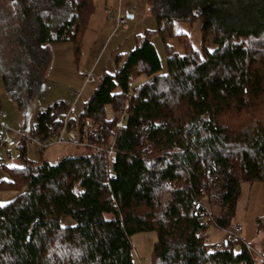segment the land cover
<instances>
[{"label": "trees", "instance_id": "1", "mask_svg": "<svg viewBox=\"0 0 264 264\" xmlns=\"http://www.w3.org/2000/svg\"><path fill=\"white\" fill-rule=\"evenodd\" d=\"M148 2L166 69L149 34L139 35L77 116L55 101L25 130L51 142L66 126L105 150L74 144L84 150L31 162L22 136L20 164L0 161L10 174L0 188L19 191L0 203V264H135L131 238L141 231L157 233L149 264H264L242 234H204L212 220L232 225L243 182L264 183V0ZM94 9V0H0L1 80L19 109L43 86L49 44L78 52ZM196 19L201 48L179 32L184 50H173V22Z\"/></svg>", "mask_w": 264, "mask_h": 264}, {"label": "rangeland", "instance_id": "2", "mask_svg": "<svg viewBox=\"0 0 264 264\" xmlns=\"http://www.w3.org/2000/svg\"><path fill=\"white\" fill-rule=\"evenodd\" d=\"M95 9L91 14L87 30L83 36L80 50L69 41L52 42L49 44L52 51V63L49 67L43 86L31 97L28 104L19 109L4 89L0 75V92L2 116L0 122L9 127L10 135L19 143L20 137L15 131L28 130L36 118L37 113L49 104L64 100L69 103L68 116H77L82 104L88 98L91 90L98 83L101 74L105 71L113 72L116 69V57L121 53L124 60L128 52L136 45L139 35L149 34L166 69V43L163 40L158 22L152 12L148 0H94ZM133 14L132 17H128ZM119 17H125L124 23H118ZM173 35L167 38V43L173 50L183 52V44L179 39V32H185L194 48L200 49L203 43L200 19L195 21L175 20L172 26ZM212 47L211 40L206 41ZM83 68L93 69L96 81L85 83ZM144 78L140 77L137 82ZM80 91L75 97L74 92ZM110 116V107L107 106ZM10 150V151H9ZM82 147L74 145H54L46 148L41 154L36 143L28 144L26 156L31 162L47 159L56 162L61 156L82 152ZM0 157L7 166L20 164V149L17 146H0ZM10 178L8 170L0 163V180ZM18 190L0 188V203H6L18 194ZM63 224H71L72 218L63 216ZM213 222V223H212ZM205 230L208 242H219L224 235L212 220ZM239 223L243 227L242 237L249 242L256 256L261 262L264 255V183L256 180L243 182L241 195L238 199L232 224ZM135 264H149L157 239L155 231H141L132 235ZM241 244H236L239 250Z\"/></svg>", "mask_w": 264, "mask_h": 264}, {"label": "built area", "instance_id": "3", "mask_svg": "<svg viewBox=\"0 0 264 264\" xmlns=\"http://www.w3.org/2000/svg\"><path fill=\"white\" fill-rule=\"evenodd\" d=\"M126 21L125 17H119L118 18V23H124ZM83 72H84V80L85 83H92L95 82L96 79V75L93 69H85L83 68ZM135 95H137V92H134ZM74 95L76 98H78L80 96V91H75ZM2 110H1V102H0V117L2 116ZM117 126H122V121H118L117 122ZM11 129L7 126H5L4 124H2L0 122V146L2 145H7L8 147H14L17 144V141L10 135L9 131ZM19 137H26L28 140L29 144L32 143H36L39 146L42 147H50V146H54V145H63V144H82L85 146H90L91 148L96 149L97 151L100 150H105L106 147H102L100 145H96L93 143H90L86 140L80 141L78 140V131L75 129H68L66 128V126H63V128L60 130L57 138L54 141H41L40 139L36 138V137H32L29 136L25 130H20V131H15ZM78 140V141H77ZM107 151L109 153V155H112L115 153L113 146L111 145L110 147L107 148ZM0 161L2 162V158L0 159ZM198 206H204L202 204V202H197ZM206 212L208 213V215L210 214L208 208L206 206H204ZM221 231L223 232V235L227 238V239H234V238H239L242 234L243 231V227L241 224H234L231 225L229 227H224V228H220ZM247 247L249 249H253L252 245H250L249 243H247Z\"/></svg>", "mask_w": 264, "mask_h": 264}, {"label": "crops", "instance_id": "4", "mask_svg": "<svg viewBox=\"0 0 264 264\" xmlns=\"http://www.w3.org/2000/svg\"><path fill=\"white\" fill-rule=\"evenodd\" d=\"M129 15H133V14H129ZM0 75H1V73H0ZM2 81V80H1ZM3 83V82H2ZM3 86H4V84H3ZM5 89V88H4ZM2 95V92H0V96ZM0 102H1V99H0ZM1 107H2V104H1Z\"/></svg>", "mask_w": 264, "mask_h": 264}, {"label": "water", "instance_id": "5", "mask_svg": "<svg viewBox=\"0 0 264 264\" xmlns=\"http://www.w3.org/2000/svg\"><path fill=\"white\" fill-rule=\"evenodd\" d=\"M133 15H128V17H132Z\"/></svg>", "mask_w": 264, "mask_h": 264}, {"label": "bare ground", "instance_id": "6", "mask_svg": "<svg viewBox=\"0 0 264 264\" xmlns=\"http://www.w3.org/2000/svg\"><path fill=\"white\" fill-rule=\"evenodd\" d=\"M232 225H234V224H232Z\"/></svg>", "mask_w": 264, "mask_h": 264}]
</instances>
